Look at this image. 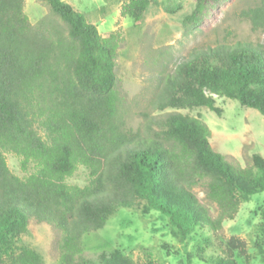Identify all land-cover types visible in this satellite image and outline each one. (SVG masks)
Masks as SVG:
<instances>
[{
	"label": "trees",
	"instance_id": "trees-1",
	"mask_svg": "<svg viewBox=\"0 0 264 264\" xmlns=\"http://www.w3.org/2000/svg\"><path fill=\"white\" fill-rule=\"evenodd\" d=\"M44 1L66 24V34L45 19L32 26L23 0H0V264H44L20 244L31 221L58 230L60 264H91L83 237L120 209L157 211L185 242L195 230L216 235L240 200L264 192V161L255 157L253 167L242 168L226 160L198 118L169 113L153 135L127 129L114 71L119 34L103 38L71 5ZM229 1L195 0L183 22L199 26ZM156 3L127 0L120 14L138 23ZM245 16L263 28L264 0ZM214 96L264 118V45L238 42L193 53L163 76L157 107H205L220 115ZM5 153L20 158L22 171L30 164L34 171L24 179L14 176ZM78 166L88 171L82 188L66 183ZM199 185L216 204L217 217L194 194ZM217 251L212 264H236L235 253L244 256L246 245L231 237ZM191 258L187 253L188 264ZM97 264L130 262L111 254Z\"/></svg>",
	"mask_w": 264,
	"mask_h": 264
},
{
	"label": "rangeland",
	"instance_id": "rangeland-1",
	"mask_svg": "<svg viewBox=\"0 0 264 264\" xmlns=\"http://www.w3.org/2000/svg\"><path fill=\"white\" fill-rule=\"evenodd\" d=\"M62 1L83 14L101 37L119 34L121 41L114 71L119 113L127 129L139 133L148 129L153 135L163 130L167 114L179 113L205 124L210 131L211 147L226 160L242 168L253 167L255 157L264 161V118L256 110L220 96L213 97L220 115L205 107L161 111L157 107L163 76L193 53L238 42L264 45V27H253L245 16L261 0H230L215 16L196 27L183 22L193 11L195 0H157L138 23L120 14L127 0ZM23 13L32 26L45 19L57 24L66 34V24L52 14L44 0H23ZM39 134L42 135L40 131ZM4 157L9 171L20 179L34 171L32 164L22 171L20 158L11 153H5ZM88 178L87 169L78 166L66 183L82 188ZM193 192L211 215L217 217L218 208L206 197L204 186L194 187ZM263 209L264 192L242 199L236 215L223 221L216 235L208 230H195L185 242L180 241L167 218L157 211L120 209L100 230L85 235L82 247L91 264H97L101 255L111 254L127 258L130 264H188L187 253L192 256L191 264H212L219 254L217 247L235 237L246 245L244 256L235 253L236 264H264ZM59 236L53 226L31 221L20 244L37 252L44 264H60L56 244Z\"/></svg>",
	"mask_w": 264,
	"mask_h": 264
}]
</instances>
